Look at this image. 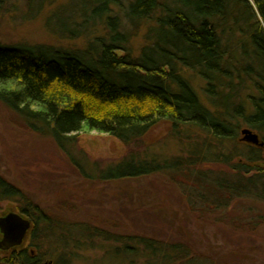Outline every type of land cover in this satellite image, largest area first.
<instances>
[{
    "label": "rangeland",
    "instance_id": "374dc122",
    "mask_svg": "<svg viewBox=\"0 0 264 264\" xmlns=\"http://www.w3.org/2000/svg\"><path fill=\"white\" fill-rule=\"evenodd\" d=\"M108 1L106 12H96L101 4L98 0H0V45L84 50L99 38L107 37L109 16L126 26L124 10L129 1ZM185 1L164 0L174 7ZM155 20L127 29L129 37L125 45L132 49L133 56L149 42ZM233 39L239 40L240 36L236 34ZM240 54V50L235 52L237 59ZM246 62L251 60L247 58ZM187 75L201 101L211 110L218 109L206 92V81L192 70L186 71ZM241 77L252 87L242 90L239 101H231L234 108L230 114H225L234 130L232 139L215 137L198 127H183L181 132L185 135L181 138L174 135L171 123L159 121L138 148L148 149L158 161L166 159L176 164L179 171L169 169L119 180L90 179L74 169L75 166L67 169L69 161H63L51 139L29 130L0 101V176L49 216L50 221H42L36 233L37 253L44 261L51 260V264H264V201L240 194L215 193L212 198L219 208H211L205 200L201 201L206 191L197 195L195 185L187 181H194L189 176L192 170L195 175L206 174L211 179L220 174L237 180L240 173L236 177L233 166L239 159L229 164L203 161L198 169L178 162L190 157V143L193 148L217 149L222 156L247 146L240 137L241 130L249 126L235 110L242 105L244 113L249 107L248 113L252 112L251 98L247 96L257 92L253 81L245 75ZM236 81L235 78L232 82ZM136 146H127L115 136L96 130L82 132L78 138L85 171L95 177L119 163ZM182 175L186 181L180 178ZM24 206V198L0 195V212L21 211ZM49 222L57 226L52 230Z\"/></svg>",
    "mask_w": 264,
    "mask_h": 264
},
{
    "label": "trees",
    "instance_id": "16d2710c",
    "mask_svg": "<svg viewBox=\"0 0 264 264\" xmlns=\"http://www.w3.org/2000/svg\"><path fill=\"white\" fill-rule=\"evenodd\" d=\"M98 1L96 12H106L109 1ZM128 1L126 26L109 16L107 37L84 50L0 45V101L29 130L51 139L63 161H69L67 169L75 166L90 179L119 180L179 171L176 164L158 161L148 149L138 148L159 121L171 123L174 135L181 138L183 127H198L215 137L232 139L234 130L225 114H230L241 91L252 87L242 79L245 75L254 82L257 94L247 96L252 112L248 113L249 107L244 113L239 105L235 113L264 142V0H186L177 7L164 0ZM154 18L149 42L133 56L125 45L127 29ZM236 34L239 40L233 39ZM189 70L206 81V92L218 109L211 110L201 101L186 76ZM235 78L238 81L233 83ZM89 130L115 136L127 146L137 144V148L101 176H91L78 147L79 135ZM245 145L241 151L222 156L217 149L193 148L190 143V157L178 159L198 169L203 161L229 164L238 158L233 166L235 176L240 173L237 180L220 174L211 179L195 175L192 169L193 176H189L194 181L185 175L180 178L194 184L197 195L206 191L201 201L211 208H219L212 198L215 193L264 201V147ZM11 154L15 156L12 149ZM0 195L19 196L25 200L24 208L31 207V200L2 176Z\"/></svg>",
    "mask_w": 264,
    "mask_h": 264
},
{
    "label": "flooded vegetation",
    "instance_id": "af4514ba",
    "mask_svg": "<svg viewBox=\"0 0 264 264\" xmlns=\"http://www.w3.org/2000/svg\"><path fill=\"white\" fill-rule=\"evenodd\" d=\"M12 214L18 215L22 219L29 221L30 227L23 240L19 243H14L13 240L5 239L0 229V264H51V260L49 262L44 261L43 256L41 257L40 254L37 253L38 245L36 233L43 224L42 221L46 219L50 221L46 212L40 209L39 206L31 204V207L21 208V211H16L15 209L2 210L0 212V219L6 218ZM56 226V224H51V229L53 230Z\"/></svg>",
    "mask_w": 264,
    "mask_h": 264
},
{
    "label": "water",
    "instance_id": "95a60500",
    "mask_svg": "<svg viewBox=\"0 0 264 264\" xmlns=\"http://www.w3.org/2000/svg\"><path fill=\"white\" fill-rule=\"evenodd\" d=\"M240 140L242 142L264 147V142L261 140L260 135L250 129L243 128L241 130ZM30 227V222L22 219L20 216L12 214L6 218L0 219V229L7 240H13L14 243H19L26 235Z\"/></svg>",
    "mask_w": 264,
    "mask_h": 264
}]
</instances>
